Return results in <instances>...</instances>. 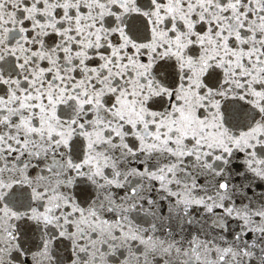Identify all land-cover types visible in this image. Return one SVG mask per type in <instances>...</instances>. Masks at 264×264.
I'll return each mask as SVG.
<instances>
[{
  "label": "snow or ice",
  "instance_id": "6c2138e0",
  "mask_svg": "<svg viewBox=\"0 0 264 264\" xmlns=\"http://www.w3.org/2000/svg\"><path fill=\"white\" fill-rule=\"evenodd\" d=\"M0 264H264V0H0Z\"/></svg>",
  "mask_w": 264,
  "mask_h": 264
}]
</instances>
